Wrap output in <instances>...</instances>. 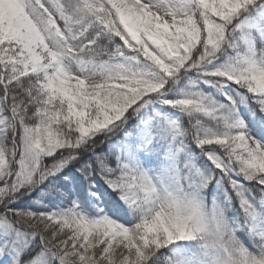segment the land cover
I'll use <instances>...</instances> for the list:
<instances>
[{"label": "snow or ice", "instance_id": "obj_1", "mask_svg": "<svg viewBox=\"0 0 264 264\" xmlns=\"http://www.w3.org/2000/svg\"><path fill=\"white\" fill-rule=\"evenodd\" d=\"M0 264H264V0H0Z\"/></svg>", "mask_w": 264, "mask_h": 264}]
</instances>
